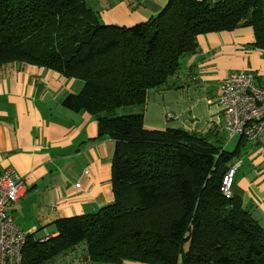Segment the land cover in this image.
Here are the masks:
<instances>
[{"label":"trees","instance_id":"trees-1","mask_svg":"<svg viewBox=\"0 0 264 264\" xmlns=\"http://www.w3.org/2000/svg\"><path fill=\"white\" fill-rule=\"evenodd\" d=\"M95 2L0 0V66L29 64L83 82L63 107L90 114L98 139L115 142L114 202L55 221L48 242L27 235L22 264H56L79 249L84 264H264V229L240 192H221L247 141L230 152L216 126L197 133L144 124L150 92L181 87L200 35L252 27L264 49V0H168L129 28L104 24Z\"/></svg>","mask_w":264,"mask_h":264},{"label":"crops","instance_id":"crops-1","mask_svg":"<svg viewBox=\"0 0 264 264\" xmlns=\"http://www.w3.org/2000/svg\"><path fill=\"white\" fill-rule=\"evenodd\" d=\"M167 3L96 0L94 8L104 24L129 28L158 15ZM197 43L196 52L187 57L181 87L150 92L146 128L205 133L216 126L223 131L224 110L218 99L230 74L251 72L264 86V49L255 46L252 27L200 35ZM83 87V82L45 68L0 66V174L14 170L27 186L25 196L7 212L35 239L59 219L96 213L114 202L115 142L98 139V124L90 114L74 113L62 105ZM248 152L236 190L242 191L243 207L264 229V135ZM78 257V252L70 253L56 264H84Z\"/></svg>","mask_w":264,"mask_h":264},{"label":"built area","instance_id":"built-area-1","mask_svg":"<svg viewBox=\"0 0 264 264\" xmlns=\"http://www.w3.org/2000/svg\"><path fill=\"white\" fill-rule=\"evenodd\" d=\"M218 102L224 110L223 130L227 143L244 138L256 144L264 135V86L259 84L257 76L247 71L230 74ZM247 163L246 154L224 175L221 192L227 198L234 196L239 175ZM80 187V184L76 185V188ZM26 192V183L16 171L6 170L0 174V264L23 262L27 234L14 223L7 209L18 203ZM51 237L47 235L41 242H48Z\"/></svg>","mask_w":264,"mask_h":264},{"label":"rangeland","instance_id":"rangeland-1","mask_svg":"<svg viewBox=\"0 0 264 264\" xmlns=\"http://www.w3.org/2000/svg\"><path fill=\"white\" fill-rule=\"evenodd\" d=\"M94 1V0H93ZM90 5L92 6V2H90ZM185 71V70H184ZM130 109H127V110H124V109H122V110H120L119 112H118V115H124V114H127L128 112H131V111H129ZM238 141H239V139H234L233 141H229L228 143H227V146H226V150L227 151H230V152H232V151H234V149L236 148V146H237V144H238ZM252 146H254V143H252V142H248L247 141V143H246V151L245 152H247V149H250ZM248 154H250L249 152L247 153V156H248ZM246 165H244L243 166V169H244V167H245ZM243 169H242V172H243ZM246 169V168H245ZM244 169V170H245ZM241 176V173H240V175H239V177ZM240 194H242V191H240ZM53 232H55V227L54 226H52V225H49V226H47L46 227V229L44 230V229H42L41 230V232H39V233H37L36 235H37V237L39 238V240H41V239H43V238H45L46 236H47V234H52ZM38 238H36V239H38ZM81 248H83V246H80ZM81 250L82 249H79L78 251H79V253L81 252Z\"/></svg>","mask_w":264,"mask_h":264}]
</instances>
